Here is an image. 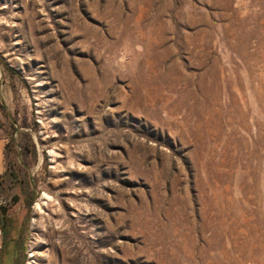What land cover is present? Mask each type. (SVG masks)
I'll list each match as a JSON object with an SVG mask.
<instances>
[{"label":"rangeland","instance_id":"374dc122","mask_svg":"<svg viewBox=\"0 0 264 264\" xmlns=\"http://www.w3.org/2000/svg\"><path fill=\"white\" fill-rule=\"evenodd\" d=\"M0 71L18 264H264V0H0Z\"/></svg>","mask_w":264,"mask_h":264},{"label":"crops","instance_id":"0c3cea01","mask_svg":"<svg viewBox=\"0 0 264 264\" xmlns=\"http://www.w3.org/2000/svg\"><path fill=\"white\" fill-rule=\"evenodd\" d=\"M1 74V71H0ZM4 87L2 81H0V90ZM2 100L0 98V186L3 180H7V164H6V147L8 143V132L6 126L1 121L2 117ZM3 213V241L0 244V264H18V255L21 248V243L18 241L15 232L10 230V227L6 221Z\"/></svg>","mask_w":264,"mask_h":264},{"label":"built area","instance_id":"2783aa9c","mask_svg":"<svg viewBox=\"0 0 264 264\" xmlns=\"http://www.w3.org/2000/svg\"><path fill=\"white\" fill-rule=\"evenodd\" d=\"M7 206V200L0 193V244L3 241V209Z\"/></svg>","mask_w":264,"mask_h":264},{"label":"trees","instance_id":"16d2710c","mask_svg":"<svg viewBox=\"0 0 264 264\" xmlns=\"http://www.w3.org/2000/svg\"><path fill=\"white\" fill-rule=\"evenodd\" d=\"M11 173V172H10ZM1 181V180H0Z\"/></svg>","mask_w":264,"mask_h":264}]
</instances>
